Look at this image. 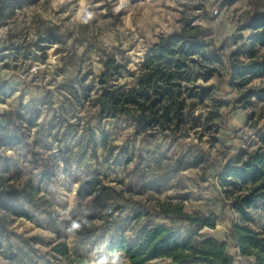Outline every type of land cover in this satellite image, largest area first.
<instances>
[{
    "label": "rangeland",
    "instance_id": "obj_1",
    "mask_svg": "<svg viewBox=\"0 0 264 264\" xmlns=\"http://www.w3.org/2000/svg\"><path fill=\"white\" fill-rule=\"evenodd\" d=\"M263 14L264 0H0V114H12L0 116V178L30 179L46 200L36 211L26 206L29 220L0 208V264H80L72 259L111 264L114 255L129 264L122 253L107 255L102 242L122 234L133 243L144 228L160 224L173 228L179 239L226 242L233 264H250L231 243L229 228L238 220L218 177L240 151L256 149L264 100L252 98L241 107L243 89L226 79L203 102L187 101L192 121L182 140L147 137L146 129L110 115L98 123L82 91L99 94L97 76L107 57L135 74L157 37L182 26L201 28L206 40L221 48L220 72L226 76L227 55L248 50L255 35L245 24ZM240 59L247 61L245 55ZM218 80L215 75L197 83ZM131 82L123 78L115 84ZM248 86L264 87V77ZM15 126L28 128V135L22 137ZM87 128L94 130L96 157L90 155ZM42 170L52 176L38 185ZM85 180L91 184L79 196ZM157 202L218 218L213 229L197 230L180 217L157 215ZM23 204V197L14 201L19 210ZM250 213L252 227L264 234V208L258 203ZM74 223L80 227L73 229ZM56 244L68 258L51 252Z\"/></svg>",
    "mask_w": 264,
    "mask_h": 264
},
{
    "label": "trees",
    "instance_id": "obj_2",
    "mask_svg": "<svg viewBox=\"0 0 264 264\" xmlns=\"http://www.w3.org/2000/svg\"><path fill=\"white\" fill-rule=\"evenodd\" d=\"M234 2L235 0H230ZM245 28L255 32L249 39L248 50H238L227 55L226 76L220 72L225 66L221 48H215L206 40V32L199 27L182 26L172 34L157 37L144 52L137 72H130L122 61L114 56L103 62V70L97 76L99 94L90 97L89 90H83V98L94 108L93 118L100 123L107 115L122 119L146 129L145 135L153 138L156 134L175 136L184 140L188 137L189 124L192 121L187 103L190 99L203 102L218 91L227 79L233 88L243 89L239 102L241 107L251 105V99L264 100V87L248 86L254 79L264 77V14L250 19ZM41 51L44 48L35 44ZM258 49L262 52L259 53ZM245 55L247 61L240 59ZM218 75L217 84L204 85L213 76ZM130 78V84H115L116 81ZM200 80L202 83H197ZM83 89V88H82ZM1 117L12 118L10 112H2ZM28 135V128L15 126ZM1 130V128H0ZM92 141L90 155L96 157L94 148V130L87 128ZM105 133H102V140ZM51 173L42 170L37 184L51 178ZM13 183L10 185L9 182ZM221 193L229 201L238 222L229 228L231 243L238 249L239 255L249 258L250 264H264V234L252 227L253 217L250 209L260 204L264 208V126L258 135L257 147L253 151L242 150L233 164L227 165L218 177ZM91 184L82 181L77 189L80 196L83 188ZM23 197L26 205L19 210L14 201ZM45 203L38 196L37 189L30 179L17 181L0 178V208H4L11 217L30 219L26 206L36 211L37 203ZM157 215L180 217L197 230L213 229L218 216L188 214L183 212L181 204L157 202ZM107 255L122 253L129 264H146L154 260H169L170 264H233L227 252V243L213 238L196 242L193 238L179 239L173 228L156 225L144 228L137 241L130 243L125 236L118 234L107 242H102ZM55 255L68 258L67 251L60 244L51 247ZM71 262L88 264L80 259Z\"/></svg>",
    "mask_w": 264,
    "mask_h": 264
},
{
    "label": "clouds",
    "instance_id": "obj_3",
    "mask_svg": "<svg viewBox=\"0 0 264 264\" xmlns=\"http://www.w3.org/2000/svg\"><path fill=\"white\" fill-rule=\"evenodd\" d=\"M80 227L79 224H73V229H78ZM100 264H105V261L102 260ZM111 264H126L125 260H121L119 255H114L111 261Z\"/></svg>",
    "mask_w": 264,
    "mask_h": 264
},
{
    "label": "built area",
    "instance_id": "obj_4",
    "mask_svg": "<svg viewBox=\"0 0 264 264\" xmlns=\"http://www.w3.org/2000/svg\"><path fill=\"white\" fill-rule=\"evenodd\" d=\"M214 13H217V11H216V10H214Z\"/></svg>",
    "mask_w": 264,
    "mask_h": 264
},
{
    "label": "crops",
    "instance_id": "obj_5",
    "mask_svg": "<svg viewBox=\"0 0 264 264\" xmlns=\"http://www.w3.org/2000/svg\"><path fill=\"white\" fill-rule=\"evenodd\" d=\"M237 251H238V249H237ZM245 259H249V258H245ZM250 260V259H249Z\"/></svg>",
    "mask_w": 264,
    "mask_h": 264
}]
</instances>
